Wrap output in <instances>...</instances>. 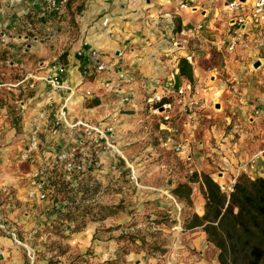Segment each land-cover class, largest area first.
I'll list each match as a JSON object with an SVG mask.
<instances>
[{
  "label": "crops",
  "instance_id": "0c3cea01",
  "mask_svg": "<svg viewBox=\"0 0 264 264\" xmlns=\"http://www.w3.org/2000/svg\"><path fill=\"white\" fill-rule=\"evenodd\" d=\"M106 19L109 22L104 25ZM230 21L225 0H68L57 13L46 11V0H0V35L9 37L6 45L0 44V88L9 91L0 93V169L6 173L11 164H28L20 158L29 142L32 117L44 108L58 109L69 95L51 92L43 80L28 89L32 82H26L28 74L43 78L51 74L54 64L61 63L56 73L74 90L68 102L72 117L96 123L111 118L121 150L133 145L127 138L130 118L148 112L145 91L175 93L189 81L180 75L179 62L192 56L193 84L202 90L204 106L193 122L180 121L176 140L183 144L184 154L162 146L157 126L160 148L191 173L210 174L221 186L241 174L264 177V55L256 49L229 52ZM198 26L202 29L192 33ZM92 50L101 53L109 72L97 73L89 54ZM257 61L259 68L254 67ZM121 70L136 77L134 83L124 84L133 96L126 106L120 103L121 96L100 86L104 79L114 80ZM255 109H261L262 116H256ZM55 144L52 154L71 145L66 131ZM185 155H192L193 161L186 163ZM252 160L254 164H249ZM30 171L31 166L26 175L16 171L12 177L1 178L0 188L6 191L7 184L13 186L16 201L25 203L22 193L28 188ZM195 192V213L202 216L205 199L200 191L201 198L195 197ZM164 193L150 187L140 198L151 201L146 204L150 211L160 212L168 206ZM131 202L135 208L143 207L135 197ZM34 213L25 211L18 218L9 214V221L0 212V223L6 225L0 229V264L25 263L18 233L33 228L27 214ZM168 239L180 252L178 264H219L218 250L202 228L174 231Z\"/></svg>",
  "mask_w": 264,
  "mask_h": 264
},
{
  "label": "rangeland",
  "instance_id": "374dc122",
  "mask_svg": "<svg viewBox=\"0 0 264 264\" xmlns=\"http://www.w3.org/2000/svg\"><path fill=\"white\" fill-rule=\"evenodd\" d=\"M60 59L64 61L63 57ZM4 90L9 92L0 88V93ZM251 103L254 105L257 102ZM72 114L70 112V117L75 122L85 120L74 119ZM98 122L112 123L109 117ZM157 122L158 119L148 112L131 117L126 128L127 138L133 145L119 148L122 155L105 152L99 164L87 168L75 184L65 182L61 165L50 166L51 191L46 201L31 200L28 197L30 185L22 193L26 196L25 203L16 201L17 189L13 186L7 184L6 191L0 188L2 215L9 221V214L18 218L25 211L35 210L32 216L27 214V219L33 221V228L18 233L24 264H165L164 256L177 249L168 236L175 231L178 223L184 226L190 215L195 213L193 197L195 189V197H200V185H193V208L186 207L173 196L175 186L185 182L193 173L173 154L160 148L156 137ZM63 131H66L68 141L77 139L80 133L68 129ZM115 137L116 131L114 144L117 146ZM41 138L43 146L39 156L45 161L46 155L52 162L58 153L52 154L57 148V138L50 142L55 145L53 150L46 148L49 144L47 133H42ZM28 164L32 171L39 165V160ZM28 164H11L6 173L0 169V180L12 177L16 171L26 175L30 170ZM131 167L136 172L137 182L132 179ZM150 187L165 191L168 206L160 212L150 211L146 204L151 201L140 198ZM134 197L137 203L143 205L142 208L132 206ZM198 206L201 211L202 201ZM18 209H21L20 212ZM11 225H16V222ZM84 233H91L92 236L86 238Z\"/></svg>",
  "mask_w": 264,
  "mask_h": 264
},
{
  "label": "built area",
  "instance_id": "2783aa9c",
  "mask_svg": "<svg viewBox=\"0 0 264 264\" xmlns=\"http://www.w3.org/2000/svg\"><path fill=\"white\" fill-rule=\"evenodd\" d=\"M67 2L68 0H46V11L48 13L60 12L62 6ZM225 7L231 16V30L228 33L226 44L227 50L233 53L240 48L256 49L264 55V0H225ZM108 22V19H106L104 25H107ZM201 29L202 27L198 26L192 33ZM8 39L9 37L6 34H1L0 44L6 45ZM89 54L95 61L97 73L104 74L109 72L110 66L104 61L100 52L92 50ZM186 60L190 64H194L192 56H186ZM61 65L59 62L54 64L51 74L49 73L43 78L32 74H28L25 78L26 82L32 80L27 85L28 89L35 88L37 81L43 80L48 84L51 92L67 91L69 93L61 107L56 110L44 108L31 119L29 142L21 153L23 162L35 164L39 160V165L33 167L29 175L30 189L28 197L31 200H48L51 191L50 166L61 165L65 182L72 185L78 182L82 174L92 164H99L105 152L121 154L114 144L116 130L113 123H91L85 120L75 122L70 117L68 102L74 96V90L63 82L60 75L56 73L57 68H61ZM135 81L136 77L134 74L121 70L117 72L114 80L104 79L100 82V86L115 96H121L120 103L127 105L130 104L133 96L125 91L124 84H131ZM87 95L89 96L90 92ZM144 101L145 108L149 114L158 119L162 146L164 148H172L175 154H184L183 144L178 143L176 140L177 135L180 133V121L183 120V124L194 121L198 112L204 106L202 90L192 82L187 81L173 94H166L156 89L145 91ZM254 114L262 116L263 112L261 109H255ZM63 129H68L70 132L80 131V133L77 139L71 141L68 149L56 154L52 162L46 155H44L45 161L41 160L39 153L43 146L42 133H47V139H49L47 141L49 144L46 145V148L53 150L55 145L50 142L52 139L57 138ZM184 160L186 163H191L193 161L192 155H185ZM254 162L252 160L249 164H254ZM247 165H243L240 170L247 167ZM131 168L132 179L137 182L136 172L133 167ZM237 179L232 180L229 185L221 186L222 190L227 193L233 191ZM172 199L176 202L177 208L182 211L177 201L173 197ZM5 228L6 225L0 223V229ZM174 230L179 233L183 232V224L181 222L178 223ZM13 235L16 238V235ZM179 258L180 252L176 249L165 255L164 261L165 264H178Z\"/></svg>",
  "mask_w": 264,
  "mask_h": 264
},
{
  "label": "trees",
  "instance_id": "16d2710c",
  "mask_svg": "<svg viewBox=\"0 0 264 264\" xmlns=\"http://www.w3.org/2000/svg\"><path fill=\"white\" fill-rule=\"evenodd\" d=\"M178 68L183 78L194 83V69L185 58ZM194 184L200 185L205 199L204 214L190 215L184 229L202 228L218 250L219 264H264V177L241 174L233 191L227 193L210 174L193 173L172 190L176 200L188 208L194 207Z\"/></svg>",
  "mask_w": 264,
  "mask_h": 264
},
{
  "label": "water",
  "instance_id": "95a60500",
  "mask_svg": "<svg viewBox=\"0 0 264 264\" xmlns=\"http://www.w3.org/2000/svg\"><path fill=\"white\" fill-rule=\"evenodd\" d=\"M261 66V62L260 61H257L255 64H254V67L255 68H259Z\"/></svg>",
  "mask_w": 264,
  "mask_h": 264
}]
</instances>
